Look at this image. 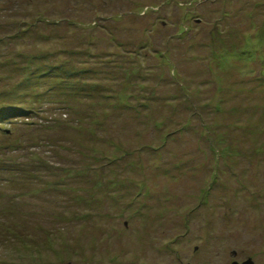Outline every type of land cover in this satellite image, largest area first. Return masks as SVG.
<instances>
[{
    "label": "rangeland",
    "instance_id": "374dc122",
    "mask_svg": "<svg viewBox=\"0 0 264 264\" xmlns=\"http://www.w3.org/2000/svg\"><path fill=\"white\" fill-rule=\"evenodd\" d=\"M249 261L264 0H0V264Z\"/></svg>",
    "mask_w": 264,
    "mask_h": 264
},
{
    "label": "trees",
    "instance_id": "16d2710c",
    "mask_svg": "<svg viewBox=\"0 0 264 264\" xmlns=\"http://www.w3.org/2000/svg\"><path fill=\"white\" fill-rule=\"evenodd\" d=\"M53 70L58 72V73H64V72L61 71L62 70L61 68H59V69L47 68V69H45V72H41V74L43 73L42 75L46 76V75H48L50 73V71L53 72Z\"/></svg>",
    "mask_w": 264,
    "mask_h": 264
},
{
    "label": "flooded vegetation",
    "instance_id": "af4514ba",
    "mask_svg": "<svg viewBox=\"0 0 264 264\" xmlns=\"http://www.w3.org/2000/svg\"><path fill=\"white\" fill-rule=\"evenodd\" d=\"M195 252H197V247L194 248ZM238 264L237 262H234V264ZM184 264H189V263H184Z\"/></svg>",
    "mask_w": 264,
    "mask_h": 264
},
{
    "label": "water",
    "instance_id": "95a60500",
    "mask_svg": "<svg viewBox=\"0 0 264 264\" xmlns=\"http://www.w3.org/2000/svg\"><path fill=\"white\" fill-rule=\"evenodd\" d=\"M236 264V263H235ZM246 264H253L251 261L247 262Z\"/></svg>",
    "mask_w": 264,
    "mask_h": 264
}]
</instances>
